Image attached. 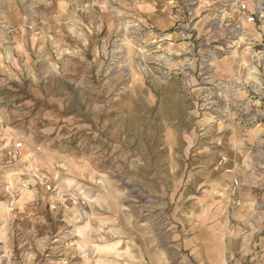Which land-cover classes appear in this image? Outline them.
I'll use <instances>...</instances> for the list:
<instances>
[{
  "label": "rangeland",
  "instance_id": "1",
  "mask_svg": "<svg viewBox=\"0 0 264 264\" xmlns=\"http://www.w3.org/2000/svg\"><path fill=\"white\" fill-rule=\"evenodd\" d=\"M54 1L0 0V264H196L206 190L227 235L250 239L222 264H264V204L245 203L232 173L240 158L264 172L256 40L224 42L182 0L167 30L115 0L55 19ZM231 152L227 183L203 185L207 159Z\"/></svg>",
  "mask_w": 264,
  "mask_h": 264
},
{
  "label": "crops",
  "instance_id": "2",
  "mask_svg": "<svg viewBox=\"0 0 264 264\" xmlns=\"http://www.w3.org/2000/svg\"><path fill=\"white\" fill-rule=\"evenodd\" d=\"M74 0H56L55 4V19H67L74 15L72 8H69V13L62 12V9H67V5L71 6ZM180 0H115L114 2L119 5L115 6L121 14H133L134 16L145 17L151 20L156 28L161 30L169 29L174 23V12L177 11L176 6H178ZM214 0H202L199 8V19L198 23L203 26L206 22L210 6ZM75 2V1H74ZM107 3H110L107 0ZM114 8V7H113ZM114 11V9H113ZM111 11V13H113ZM64 14L65 16H63ZM44 27V26H43ZM253 27L248 26V31H253ZM4 40L0 38V50L6 47ZM220 70L226 71L230 66L229 61H221L218 63ZM234 146V145H233ZM226 154V152H225ZM229 160L227 162H222L223 167L214 166L211 159H207V163L212 164L202 177V184L208 185L210 188L221 187L226 184L230 179V174L226 169L232 165V160H234L235 153H228ZM218 156V155H217ZM243 159L240 158L238 161V166L232 168V173L234 172L237 176L242 179V187L239 189V195L244 200L245 203L259 202L264 204V191L261 190L264 186V172L259 174L254 170L244 171L242 164ZM225 170V171H224ZM248 186L246 187V184ZM248 199V200H247ZM221 199L214 197L211 194V190H206L202 193L198 200L195 201L198 213V232L196 234L195 240H191L192 244L197 242L195 247H190L189 256H191L196 264H222L223 260L227 259L233 254H236L239 249L247 250L250 248V239L246 237H241L239 234L229 236L227 232L224 231V225L217 215V203ZM261 222V221H260ZM259 224V220L257 221ZM242 225L238 228L242 229ZM238 232V231H237ZM236 232V233H237Z\"/></svg>",
  "mask_w": 264,
  "mask_h": 264
},
{
  "label": "built area",
  "instance_id": "3",
  "mask_svg": "<svg viewBox=\"0 0 264 264\" xmlns=\"http://www.w3.org/2000/svg\"><path fill=\"white\" fill-rule=\"evenodd\" d=\"M202 0H182L179 11L186 17L195 16L197 9L200 7ZM210 30H213L224 42L232 43L241 38L254 39L257 42V52L262 55L264 60V0H214L210 6ZM248 26L253 27L255 35H248ZM22 142L14 144L15 148H20ZM225 161L221 157L219 164ZM38 177V176H37ZM39 182L50 189L47 180L43 177H38ZM238 181L233 179L229 185L228 195L233 200V203L238 204L239 200L236 197ZM72 203L79 204V199L70 193L68 197ZM84 203V201H81ZM51 208L55 207L53 202Z\"/></svg>",
  "mask_w": 264,
  "mask_h": 264
}]
</instances>
